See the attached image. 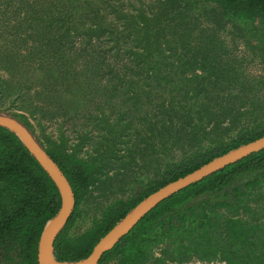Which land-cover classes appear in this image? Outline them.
<instances>
[{
  "label": "trees",
  "instance_id": "obj_1",
  "mask_svg": "<svg viewBox=\"0 0 264 264\" xmlns=\"http://www.w3.org/2000/svg\"><path fill=\"white\" fill-rule=\"evenodd\" d=\"M0 113L69 180L76 205L54 252L85 258L148 194L264 135V0H0ZM135 166L146 182L73 236L99 178ZM56 187L0 126V264H39ZM193 258L264 264V149L162 200L99 264Z\"/></svg>",
  "mask_w": 264,
  "mask_h": 264
},
{
  "label": "water",
  "instance_id": "obj_2",
  "mask_svg": "<svg viewBox=\"0 0 264 264\" xmlns=\"http://www.w3.org/2000/svg\"><path fill=\"white\" fill-rule=\"evenodd\" d=\"M0 126L12 131L23 145L29 150L34 158L40 163L44 170L50 175L59 190L61 205L57 213L45 223L38 241L37 259L39 264H99L100 259L106 251L121 240L136 223L147 214L153 207L175 192L189 186L201 178L223 168L239 159L264 149V135L250 141L240 147L230 150L215 157L206 164L186 174L185 176L171 181L151 192L132 207L94 246L91 253L76 261H61L57 259L54 252V241L56 236L67 224L76 205V199L71 189V184L61 168L53 158L45 151L37 138L19 118L0 113Z\"/></svg>",
  "mask_w": 264,
  "mask_h": 264
},
{
  "label": "rangeland",
  "instance_id": "obj_3",
  "mask_svg": "<svg viewBox=\"0 0 264 264\" xmlns=\"http://www.w3.org/2000/svg\"><path fill=\"white\" fill-rule=\"evenodd\" d=\"M250 64L253 66L252 69H258L260 72L263 71L258 62H250ZM48 132L50 134L52 133L54 137L58 134L54 126L48 127ZM90 148V145L84 147L81 156H85L88 151L90 152ZM141 172L135 166L125 176L122 174L116 176L110 171L112 178H107L105 175L100 177L81 205L80 215L71 229L72 235L79 236L87 231L101 219L102 213L106 208L114 205L119 200L129 198L139 188L138 186L142 182L141 180L143 182L147 180V174Z\"/></svg>",
  "mask_w": 264,
  "mask_h": 264
},
{
  "label": "built area",
  "instance_id": "obj_4",
  "mask_svg": "<svg viewBox=\"0 0 264 264\" xmlns=\"http://www.w3.org/2000/svg\"><path fill=\"white\" fill-rule=\"evenodd\" d=\"M184 264H225L224 261H217V262H203L196 258L191 259L189 262H186Z\"/></svg>",
  "mask_w": 264,
  "mask_h": 264
}]
</instances>
